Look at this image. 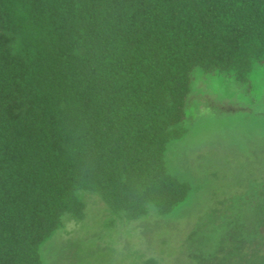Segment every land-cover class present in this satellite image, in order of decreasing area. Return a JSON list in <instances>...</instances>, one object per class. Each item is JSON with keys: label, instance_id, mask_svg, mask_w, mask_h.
Instances as JSON below:
<instances>
[{"label": "trees", "instance_id": "16d2710c", "mask_svg": "<svg viewBox=\"0 0 264 264\" xmlns=\"http://www.w3.org/2000/svg\"><path fill=\"white\" fill-rule=\"evenodd\" d=\"M257 65L264 0H0V264H43L86 218L81 191L129 223L176 211L192 186L166 153L187 134L193 71L248 83ZM255 183L262 238L225 243L264 256Z\"/></svg>", "mask_w": 264, "mask_h": 264}, {"label": "rangeland", "instance_id": "374dc122", "mask_svg": "<svg viewBox=\"0 0 264 264\" xmlns=\"http://www.w3.org/2000/svg\"><path fill=\"white\" fill-rule=\"evenodd\" d=\"M184 127L186 136L170 143L166 153L169 171L192 186L183 205L168 216L150 212L129 223L112 215L98 196L81 191L86 218L65 220L63 229L41 248L43 264L263 260L256 248L235 253V245L226 244L225 238L243 240L242 249L262 238L251 212V194L257 177L264 175V66H255L248 83L231 74L195 69Z\"/></svg>", "mask_w": 264, "mask_h": 264}]
</instances>
